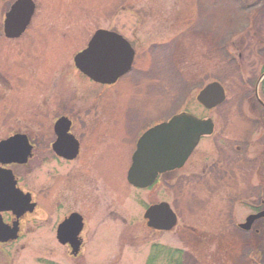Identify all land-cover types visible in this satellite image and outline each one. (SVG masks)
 Instances as JSON below:
<instances>
[{"label": "rangeland", "instance_id": "obj_1", "mask_svg": "<svg viewBox=\"0 0 264 264\" xmlns=\"http://www.w3.org/2000/svg\"><path fill=\"white\" fill-rule=\"evenodd\" d=\"M14 1L0 0V139L8 130L36 121L37 111L51 116L54 109L70 110L66 100L85 97L91 117H124L127 107H134L136 133L146 122L164 121L179 112L217 116L219 133L222 130L239 148L198 164L201 172L222 160V172L203 176L199 187L169 190L168 198L177 204L181 217L168 231L147 226L143 217L147 192L138 189L137 197L128 196L121 184L122 204L132 206L133 215L123 208L116 217L89 215L79 257L57 246L54 220L48 215H26L17 241L0 245V264H264V215L242 229L248 214L264 210V127L254 97L261 36L257 27L264 17L259 0H34L28 28L12 38L4 34L3 22ZM167 26L174 31L165 35ZM100 28L122 33L138 54L129 76L107 86L101 109L93 107L101 86L74 62ZM131 76L133 84L127 83ZM214 80L226 84L228 99L215 110H205L196 99L199 86ZM123 125H113V132L122 131ZM200 153L182 172L191 173L192 164L207 156ZM127 163L119 171L111 167L106 175L125 177ZM40 173L46 178V172ZM228 182L235 192L230 198L225 193L230 192ZM164 196L161 188L152 190L153 201ZM237 197L241 202L235 201ZM216 241L219 247L213 245Z\"/></svg>", "mask_w": 264, "mask_h": 264}, {"label": "flooded vegetation", "instance_id": "obj_2", "mask_svg": "<svg viewBox=\"0 0 264 264\" xmlns=\"http://www.w3.org/2000/svg\"><path fill=\"white\" fill-rule=\"evenodd\" d=\"M258 3L260 7L264 9V0H259ZM259 17H261L260 14ZM257 28L259 32H261V36H257V41H260V46L256 50V73L258 81L254 97L260 105L262 118H260L259 121L264 127V17L259 18ZM172 31H174V29L170 26L165 27L163 30V32H166L164 33L165 35ZM165 42L168 41H163L161 43ZM249 44H251V42ZM133 48L136 50L134 45ZM243 50L244 49H242V51ZM137 57L138 54L136 51L131 69L119 76L113 84H101L88 78L101 86L99 89L100 93L94 97L96 100L93 101V107L101 109L100 104L103 101L104 94L108 90L107 86H116L124 81V78L129 76L136 68L134 63ZM132 78L131 76V78L127 80V83L132 82L133 84ZM247 81L249 82L248 79ZM207 84L208 83L203 82L199 86L198 94ZM221 84L225 89L226 97L224 101H226L228 99L229 89L224 82H221ZM197 97L196 99L198 101ZM65 102L66 106L68 105V109L70 107V110H68L69 112L64 110L57 112L54 109V113L51 116H41L40 111H35L36 114H34L35 116L33 119L37 117L36 121L33 120L31 124L27 123L26 126L8 130L10 132L7 136L0 139V141H2L14 135H23V137L26 138L24 142L18 140L19 142L14 143V147L11 151L14 155H19L23 152L22 149L30 147L26 162L10 161L4 163L2 161L3 158H0V196L9 192L8 174L11 172L16 186L23 193L24 197L22 198L26 199L27 196L32 203V208L23 211L19 210L20 208L18 207L15 208V206H12L11 209H4L0 200V215H2L4 222L9 225H12L18 220L19 236L22 232V223L26 215H48L52 221L54 220L53 229L58 243L57 246H60L66 253L69 252L71 257H79L83 250V246L86 244L84 234L88 232L89 215H108L116 217L122 215V208L128 215H133V207L124 206L122 204L125 196H122L121 184L123 185L122 187L128 189V191L124 192L127 193L128 196L129 193H133L132 195L137 197L136 192L138 189L147 192L145 194L147 198L146 201H149V203L145 207V210L153 204L167 202L179 219L181 217V212H179L180 210L177 204L169 200V190L176 187H199V185H202L204 182V179H202L203 176H216L222 172V167H220V162L222 160H214V165L212 167L209 165L201 172L197 171L196 166L198 164L204 165L210 158L216 159L217 154L219 156L227 155L230 150L234 151L239 148L237 143L234 144L231 142V139L226 133L222 130L219 133L218 129L220 126L217 116L200 117L208 119L211 123V134L204 135L200 138L198 145L181 168L177 167L159 173L152 185L146 188H139L128 180V172L134 164V156L138 148L139 139L147 129L162 122V120L146 122L140 132L136 133L135 108L130 105L127 107L128 109L125 110L126 115L124 117L122 115L117 116L116 114L113 116L102 115L99 117H91V115L88 114V111H90V107H88L89 101L85 97L70 102L66 100ZM198 103L205 110L212 111L216 109V107L208 109L199 101ZM219 105H217V107ZM75 108L77 109L72 110ZM83 112L86 114L83 115ZM101 112L103 114L104 110ZM122 122L125 123L122 131L113 132V125L115 127L117 124L121 127ZM99 126L103 127L102 131H100V129L98 130ZM216 135L219 136L218 139L214 138ZM204 141H206L208 145L206 142L204 143ZM222 141L226 143L223 145L221 143ZM202 144L204 146L200 148L199 146ZM15 146L19 147L16 148ZM128 146L131 147L128 149L127 153ZM124 150L126 153L122 155V151ZM200 150L202 151L200 155L206 154L207 156L199 157V162L192 164L193 170L190 171L191 173L187 174L182 172L186 170L185 167L191 157ZM208 152H211V154H208ZM126 161H128V163L124 168L126 173L125 177L118 173L106 175V171H112L111 167H117L119 171L122 168L121 165H125ZM43 168H46V170H41ZM40 171L46 172V178H41L43 176ZM31 176L33 178L32 180L30 179ZM218 180L220 179L218 178ZM228 183L229 185L227 187L230 188V192L225 190V193H230L227 195L230 198L235 192L231 190L232 183ZM154 188H161L162 192L166 193L167 196H164L161 200L153 201L152 190ZM135 197L132 198L133 203L137 200ZM235 201L241 202V199L237 197ZM260 211L262 210L257 209L254 213ZM189 214L191 215V213ZM16 215H20L19 218H17ZM67 219H71V221L67 225L66 242L62 243L58 237V229ZM78 227H80L78 233V239L80 241L79 250L74 251V235ZM242 229L247 230L245 228ZM15 241L0 242V245L10 246ZM54 264H61V262H56Z\"/></svg>", "mask_w": 264, "mask_h": 264}, {"label": "water", "instance_id": "obj_3", "mask_svg": "<svg viewBox=\"0 0 264 264\" xmlns=\"http://www.w3.org/2000/svg\"><path fill=\"white\" fill-rule=\"evenodd\" d=\"M34 12L33 0H16L6 14V35L9 37L21 35L30 23ZM74 60L77 67L93 79L101 82H112L130 67L133 60V50L129 42L120 34L99 29L92 36L88 47L75 55ZM224 95L225 92L220 83L214 82L201 92L199 100L210 108L222 101ZM211 132L212 125L209 120H201L186 112L175 115L169 121L150 128L139 140L134 164L128 173L129 180L139 187L149 186L158 173L172 170L184 164L198 144L200 137ZM16 137L0 143V158H3L4 163L10 161L26 162L27 160L30 152L29 147L22 149L23 152L19 155L11 153L15 142L20 140L24 142L22 136ZM8 177L10 194L8 192L4 196L7 198L11 196V198L8 200L3 198L5 201L3 206L10 208L14 205L15 208H20L19 210H26L27 207L24 202L27 200L21 198L22 196L17 190L11 174ZM260 216L263 215H250L242 225L249 228L252 222ZM144 217L148 219L150 227L158 229H171L177 222V216L168 204L150 208ZM64 227L65 224L61 226L60 230H63ZM16 237L17 227L9 229L3 224L0 217V241Z\"/></svg>", "mask_w": 264, "mask_h": 264}, {"label": "trees", "instance_id": "obj_4", "mask_svg": "<svg viewBox=\"0 0 264 264\" xmlns=\"http://www.w3.org/2000/svg\"><path fill=\"white\" fill-rule=\"evenodd\" d=\"M197 231V230H196ZM197 233L198 234H201L202 233V230L201 229H199L198 231H197ZM209 238H207V240H208ZM217 239V238H216ZM213 245H216V246H218L219 247V241H216V242H213ZM178 252L180 251V250H177Z\"/></svg>", "mask_w": 264, "mask_h": 264}]
</instances>
